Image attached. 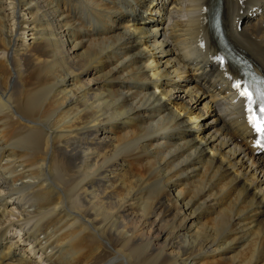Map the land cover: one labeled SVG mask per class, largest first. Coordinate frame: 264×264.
I'll list each match as a JSON object with an SVG mask.
<instances>
[{
  "label": "bare ground",
  "instance_id": "obj_1",
  "mask_svg": "<svg viewBox=\"0 0 264 264\" xmlns=\"http://www.w3.org/2000/svg\"><path fill=\"white\" fill-rule=\"evenodd\" d=\"M217 1L264 78V0ZM215 9L0 0V264H264V157Z\"/></svg>",
  "mask_w": 264,
  "mask_h": 264
},
{
  "label": "snow or ice",
  "instance_id": "obj_2",
  "mask_svg": "<svg viewBox=\"0 0 264 264\" xmlns=\"http://www.w3.org/2000/svg\"><path fill=\"white\" fill-rule=\"evenodd\" d=\"M222 62L221 57L216 58ZM264 82V78H261ZM232 87L237 91L238 96L245 102L247 121L259 139L256 140L258 147H264V88H256L247 81L236 80Z\"/></svg>",
  "mask_w": 264,
  "mask_h": 264
},
{
  "label": "rangeland",
  "instance_id": "obj_3",
  "mask_svg": "<svg viewBox=\"0 0 264 264\" xmlns=\"http://www.w3.org/2000/svg\"><path fill=\"white\" fill-rule=\"evenodd\" d=\"M22 37H23V36L20 35V38H22ZM201 126H202L201 124L198 125V127H201ZM198 129H200V128H198Z\"/></svg>",
  "mask_w": 264,
  "mask_h": 264
}]
</instances>
